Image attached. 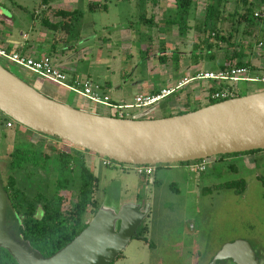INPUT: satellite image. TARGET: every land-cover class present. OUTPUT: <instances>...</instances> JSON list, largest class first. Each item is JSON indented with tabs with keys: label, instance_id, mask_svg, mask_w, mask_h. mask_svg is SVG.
<instances>
[{
	"label": "rangeland",
	"instance_id": "1",
	"mask_svg": "<svg viewBox=\"0 0 264 264\" xmlns=\"http://www.w3.org/2000/svg\"><path fill=\"white\" fill-rule=\"evenodd\" d=\"M41 1L0 0V26L8 28L3 33L10 29L16 40L21 39V33L29 40H41L38 42L42 46L40 52L44 51L55 67H59L55 62L61 60L65 68L72 69V72H65L71 80L77 74L80 80L90 79L100 85L110 83L106 90L102 86V90L107 92L113 104H134L135 95L143 84L173 87L201 70H216L228 47L225 42H219L214 47L213 60L203 57L202 40L208 32L203 34L198 27L204 17L206 0H193L186 13L187 27H184L183 35L177 25L182 27L183 21L166 30L167 18L177 14L176 0H48L47 6ZM223 5L224 19L217 25L220 33L224 36L231 33L236 49L239 45L244 46L246 61L259 59L264 64V25L257 27L251 36L243 34L246 23L240 21L238 24V15L234 14L236 10L243 12L241 1L223 0ZM57 8L82 11L79 22L69 26L70 32L64 28L52 31L42 24L44 18L52 22L62 20L53 15ZM150 19L155 26L144 23ZM82 26H92L94 34L79 38L77 31ZM121 26L129 27V33L123 37L120 36ZM158 28L165 33H158ZM260 41L263 46L258 50ZM84 49L87 50L83 52ZM173 54L179 58L176 68ZM0 63L48 97L79 105L72 91L1 57ZM263 85L241 82L239 93H248L253 87ZM206 86L205 82L191 81L153 109L151 106L147 110L123 108L121 111L133 116L158 118L204 106L208 103ZM97 108L115 115L113 108L101 105ZM18 142L43 148L49 155L53 148L59 151L75 149L70 143L36 133L17 123L12 129L0 126L2 182L8 173V155ZM78 150L95 156L90 166L85 162L90 168L94 166L92 170L97 174L95 198L99 204L104 196L113 200L133 193L150 204L145 220L136 231V234L141 233L143 229L141 235L145 239L134 236L113 264H202L223 245L236 240L247 241L264 254V149L251 153L253 157L249 160L235 156L230 157V161L216 159L201 173L190 172L186 163H173L180 164L179 170L168 169L173 164H154L156 171L151 175L154 183L150 176L139 175L132 166L123 168L127 164L117 162V166H103V157ZM231 165L236 169H231ZM239 180L244 181L241 194L218 188L224 182ZM64 194L68 198L69 193ZM90 215L86 214L85 218L90 219Z\"/></svg>",
	"mask_w": 264,
	"mask_h": 264
},
{
	"label": "water",
	"instance_id": "2",
	"mask_svg": "<svg viewBox=\"0 0 264 264\" xmlns=\"http://www.w3.org/2000/svg\"><path fill=\"white\" fill-rule=\"evenodd\" d=\"M56 65L63 72L73 71L65 68L61 60ZM72 92L86 99L89 108L96 105ZM89 108L48 97L0 63L1 112L36 133L56 137L76 149L117 163H184L264 149V89L158 118L103 115ZM7 201L8 195L0 183V247L17 264H111L136 235L150 206L134 193L113 200L104 196L87 225L64 247L43 257L6 226ZM241 247V241L226 244L214 260L230 255L242 263Z\"/></svg>",
	"mask_w": 264,
	"mask_h": 264
},
{
	"label": "trees",
	"instance_id": "3",
	"mask_svg": "<svg viewBox=\"0 0 264 264\" xmlns=\"http://www.w3.org/2000/svg\"><path fill=\"white\" fill-rule=\"evenodd\" d=\"M240 1L241 8L243 7L244 10L243 12L236 10L234 14L238 15V24L240 21L246 23V30L243 34L251 36L257 27L260 28L262 24L264 25V0L259 2H257L258 0ZM41 2L42 5L46 6L49 3L48 0H42ZM192 2L193 0H176L177 14L174 17L167 18L166 30H169L171 26L179 21V23L183 21L182 23L185 25L182 27L180 24L177 25L179 33L184 34V27H187L186 13ZM223 7V0H206L204 17L198 27L203 34L208 32L207 37L202 40L205 48V51L202 52L203 57L213 60L215 57L214 47L219 42H225L228 47L225 48L223 60L219 61L216 71L230 69L233 65L252 69L249 62L245 60L244 46L239 45L236 49L232 34L229 33L228 36H224L220 33L217 25L219 21L224 19ZM89 8L91 9L90 6ZM256 9L261 14L258 17H254ZM53 15L62 20L52 22L48 18H44L42 24L52 31L64 28L67 32H70L69 26L79 22L83 13L77 8L73 10L57 8L53 10ZM144 23L152 25L153 20L150 19ZM79 32L80 30L77 31L78 37ZM173 55H175L173 65L176 68L179 59L177 54ZM162 58L164 56L161 57V60ZM219 101L222 100H209L206 105ZM199 107L201 106L181 110L176 114H183ZM170 115L172 114H163L162 117ZM67 150L59 151L53 148L52 154L49 155L44 152L43 148L37 149L18 142L14 144L8 155L6 180L2 182L0 179V183H2L3 189L8 195L6 226L17 238L28 241L31 248L43 257L53 255L69 243L87 225L89 219H86L85 215L89 213L92 217L99 206V202L95 198L97 177L92 168L86 164L81 150L72 147ZM254 152L255 150L217 155L207 159L210 161L224 160L232 156ZM230 168L236 169L234 165H231ZM218 188L232 189L235 193L241 194L244 189V181L224 182L219 184ZM64 192L69 193L68 198H66ZM65 202L67 205H65ZM142 233L143 229L135 237L144 238L141 235ZM0 264H17V262L7 250L0 247Z\"/></svg>",
	"mask_w": 264,
	"mask_h": 264
},
{
	"label": "built area",
	"instance_id": "4",
	"mask_svg": "<svg viewBox=\"0 0 264 264\" xmlns=\"http://www.w3.org/2000/svg\"><path fill=\"white\" fill-rule=\"evenodd\" d=\"M261 14L256 11L254 17H258ZM258 50H261L263 42H258ZM0 57L13 63L17 66L23 67L42 76L45 79L50 80L58 85L64 86L81 96L87 98L90 103L93 104H103L109 108L115 110V116L128 117L131 116L129 112H122L121 109H148L151 106L156 105L159 101L165 99L166 97L172 95L177 89L183 86L188 81H201L207 83L206 86V97L209 100H226L232 97L239 96V84L241 82L250 83H263L264 84V74H259L254 76L251 73L249 67L235 66L233 65L227 70H209L203 72H197L189 79H185L178 82L173 87H164L159 89L154 93H143L135 96L134 104L119 105L113 104L110 101L108 95L103 94L101 91V86L93 83L90 79L80 80L73 78L72 80L67 74L58 68H56L49 56L43 55L40 58H35L31 56L24 55L17 50H9L7 47L0 44ZM15 121L9 116L0 111V126L6 129L14 127ZM103 166H110L118 164L107 158H102L101 161ZM212 161L208 159H200L195 161H190L187 165L190 172L201 173L204 172L208 165ZM132 166L139 175L150 176L154 173L153 165H125L123 168Z\"/></svg>",
	"mask_w": 264,
	"mask_h": 264
},
{
	"label": "crops",
	"instance_id": "5",
	"mask_svg": "<svg viewBox=\"0 0 264 264\" xmlns=\"http://www.w3.org/2000/svg\"><path fill=\"white\" fill-rule=\"evenodd\" d=\"M1 26H0V43H1V41H3L5 43L4 45L1 43L2 46L7 47V49H9V50H17L18 52H20V53H22L24 55L31 56V57H35V58H40L43 55L45 56V52L44 51H41L40 52V48L42 46L40 44H38V42L41 41V40H37V39L29 40L28 39V36L25 35V33H23V34L21 33V35H22L21 39L20 40H16V36L14 35L13 30L11 31L9 29V30H7L8 32L3 33V30L8 29V28L7 27L3 28V26L2 27ZM92 26H82V28L80 29V32H79V38L84 39V38H86L89 35H93L94 34V31H93ZM152 26H155V24L153 23ZM121 27L122 28L120 30V36L123 37L127 33H129L128 32L129 27H128V29H124L125 28L124 26H121ZM157 31H158V33H161V32L162 33H165V30L160 29V28H158ZM23 36H25V37H23ZM5 40L7 41V43H6ZM86 50L87 49H84L83 52H85ZM263 54H264V52H263ZM258 60L256 61L255 59L254 60L252 59V60L249 61V65L252 67L251 73L254 76H257L259 74H264V64H263V62H261V60L260 61H258ZM76 76H78V75L76 74ZM98 85H100V84H98ZM110 85H111L110 83H106L105 82L104 84H102L100 86H101V88H102V86H105V90H106L108 88V86H110ZM170 86L171 85H165V86L158 87V86H155V85H150V83L149 84H143L142 87L140 88L141 91L138 92V93H136V95L143 94V93H154L155 91H158L161 88L170 87ZM262 89H264V86L263 87H257V86H255L249 92H255V91L262 90ZM105 90H103L104 93L103 92L102 93L108 95ZM74 99L76 100L77 103H79V105H77L76 107H78V108H84V109L89 108L88 102H87L86 99H84V98H82L80 96H76ZM85 105L87 107H85ZM98 105L100 106L101 104H96V105L92 106V109L91 108H89V109L92 110L95 113H98V114L108 115L107 113H103L102 112V109H100L98 111V108H97ZM101 106H104V105H101ZM82 153L85 156V158H86L85 160L88 163V165L90 166L91 164H93L94 159H95L94 158L95 156L93 154H90V153H84V152H82ZM235 157L236 158L237 157H241V158H244L245 160H249L250 158L253 157V155L252 154H247V155H243V156L240 155V156H235ZM230 159L231 158H227V159H224V160L230 161ZM217 161H219V160H217ZM213 163H215V162L213 161ZM93 168H94V166H93ZM168 169H173V170L177 169V170H179L180 169V164L169 165L168 166ZM93 172H94L95 176L97 177V174H96L95 170H93ZM150 180L153 183L155 182V180H153L152 177H150ZM131 186H132V184H131ZM125 197H127V196H125ZM121 198H124V196H121Z\"/></svg>",
	"mask_w": 264,
	"mask_h": 264
},
{
	"label": "flooded vegetation",
	"instance_id": "6",
	"mask_svg": "<svg viewBox=\"0 0 264 264\" xmlns=\"http://www.w3.org/2000/svg\"><path fill=\"white\" fill-rule=\"evenodd\" d=\"M188 164L189 162H186V166ZM154 171H155V168H154ZM236 241H241L244 244V247L240 248V250L242 249L241 251L244 252L242 259H239L240 261H242V263L238 262L237 259H234L232 256L230 257V255H228V257L226 258L214 260L217 253L226 245L225 244L207 262H203L202 264H264L263 252L259 251L258 249L250 245L247 241H244V240H236ZM236 241L228 242L227 244L234 243ZM149 246H151V244H149Z\"/></svg>",
	"mask_w": 264,
	"mask_h": 264
}]
</instances>
